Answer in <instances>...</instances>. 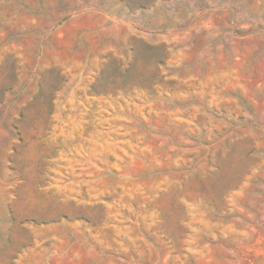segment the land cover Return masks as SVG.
Returning <instances> with one entry per match:
<instances>
[{
  "label": "rangeland",
  "instance_id": "1",
  "mask_svg": "<svg viewBox=\"0 0 264 264\" xmlns=\"http://www.w3.org/2000/svg\"><path fill=\"white\" fill-rule=\"evenodd\" d=\"M0 264H264V0H0Z\"/></svg>",
  "mask_w": 264,
  "mask_h": 264
}]
</instances>
